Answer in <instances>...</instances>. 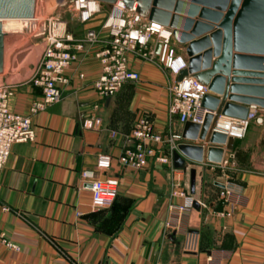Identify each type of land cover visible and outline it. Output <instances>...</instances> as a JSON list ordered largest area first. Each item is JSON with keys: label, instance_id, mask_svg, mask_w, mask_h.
Listing matches in <instances>:
<instances>
[{"label": "crops", "instance_id": "0c3cea01", "mask_svg": "<svg viewBox=\"0 0 264 264\" xmlns=\"http://www.w3.org/2000/svg\"><path fill=\"white\" fill-rule=\"evenodd\" d=\"M110 7L102 9L109 13ZM96 18L82 25V34L74 37L95 31L105 38L104 21L95 22ZM171 46L186 59L174 39ZM95 50L82 54L66 72L70 85L62 95L67 96L31 116L35 140L14 145L3 167L0 231L19 252L0 246V264H211L210 259L212 264H264V115L262 125L252 123L245 138L234 143L238 170L228 178L241 199L231 218L220 217L219 184L224 179L205 159L193 166L182 157L185 165L179 170L173 163L142 171L117 165L127 147L126 136L141 115L149 116L162 136H182L183 126L170 121L167 111V87L177 77L130 55L129 68L139 81L125 84L114 97L100 98L92 89L101 75L93 58ZM39 98L38 89L20 83L9 110L26 116ZM91 115L101 118L100 130L80 127L81 119ZM181 140L209 147L197 138ZM101 154L113 160L106 173L95 168ZM191 169L196 170L194 195L189 192ZM84 172L94 173L100 182L116 180L115 200L95 204L81 177ZM175 178L192 205L177 231H168L169 206L187 205L185 199L170 196ZM194 202L198 209L193 208ZM191 239L196 251L189 253L185 245Z\"/></svg>", "mask_w": 264, "mask_h": 264}, {"label": "built area", "instance_id": "2783aa9c", "mask_svg": "<svg viewBox=\"0 0 264 264\" xmlns=\"http://www.w3.org/2000/svg\"><path fill=\"white\" fill-rule=\"evenodd\" d=\"M59 9H68L75 15L80 25H85L102 12L103 5L85 0H62ZM108 17L101 26L106 33L102 38L99 32L87 31L82 38H75L67 30L66 23L59 15L38 17L25 20L24 29L32 39L41 41V53L30 77L23 83L31 85L40 91V98L31 103L28 115L12 113L9 110V100L19 84L7 80V75H0V180L11 149L16 144L33 142L35 131L31 124V116L45 111L57 104L63 90L70 85L66 72L80 56L91 48H96L93 58L101 68L100 77L92 83V89L100 98L114 97L128 83L139 81V75L129 68L128 57L147 61L163 67L171 76L178 77L187 69V62L177 56L171 46L172 30L151 24L140 17L133 7L127 10L120 0L110 7ZM160 46L159 54H155L156 46ZM83 78L82 75L79 76ZM167 111L170 121L177 120L180 126L192 123L201 126L207 111L201 108V101L208 94L207 87L198 84L188 76L181 82L174 81L167 87ZM96 109V107L94 108ZM264 111L250 107L244 121L219 118L212 132L225 135L234 141L245 138L252 123L262 125ZM80 127L84 130H100L101 118L96 115L82 118ZM115 137V133H111ZM127 147L116 160L118 166L132 171H142L149 166H167L172 164V153L183 143L175 133L162 136L155 131L153 120L147 115L136 118L126 136ZM113 160L107 155H99L96 160V171L106 173L112 168ZM203 164V163H202ZM212 170L221 173L224 179L219 193L223 211L218 216L231 218L241 197L233 192L229 174L238 170L236 157L232 151H225L219 164L208 163ZM89 190L93 202L111 203L117 196V182L107 179L104 182L95 180V174L84 172L81 175ZM1 190V184H0ZM170 196L182 198L187 205H170V220L165 229L176 230L181 218L189 211L192 200L187 197L179 179L171 181ZM201 205V204H200ZM202 206V205H201ZM6 211V209H3ZM0 246L9 251L19 252V247L10 242L0 231ZM189 253L196 251V243L192 239L185 245ZM212 264V259H210Z\"/></svg>", "mask_w": 264, "mask_h": 264}, {"label": "water", "instance_id": "95a60500", "mask_svg": "<svg viewBox=\"0 0 264 264\" xmlns=\"http://www.w3.org/2000/svg\"><path fill=\"white\" fill-rule=\"evenodd\" d=\"M38 0H0V74L6 71L2 21L30 20ZM114 6L118 0H85ZM127 10L151 24L170 29L174 41L184 49L187 69L177 82L188 76L208 94L201 101L207 111L201 126L186 123L182 139H198L201 145L180 143L171 155L173 168L219 164L224 151H232L235 141L212 132L222 118L244 121L249 108L264 111V0H120ZM160 46L155 48L159 54ZM61 95V97H65ZM190 132H193L191 134ZM182 157L185 159H182ZM196 170L189 172V192L195 193ZM90 188V186H87ZM221 188V186H219ZM198 203L193 208L198 209Z\"/></svg>", "mask_w": 264, "mask_h": 264}, {"label": "rangeland", "instance_id": "374dc122", "mask_svg": "<svg viewBox=\"0 0 264 264\" xmlns=\"http://www.w3.org/2000/svg\"><path fill=\"white\" fill-rule=\"evenodd\" d=\"M61 1L38 0L36 15L42 18L50 15H59L66 23L68 32L73 36H80L83 26L77 22L75 15L68 9L58 8V4ZM108 14L107 10H103L100 15L96 16L97 20L94 21H104ZM40 45L41 41L32 39L24 28L15 31L13 36L4 39L3 55L7 69L3 73L7 75V80L20 84L30 77L41 53L42 48Z\"/></svg>", "mask_w": 264, "mask_h": 264}, {"label": "bare ground", "instance_id": "6f19581e", "mask_svg": "<svg viewBox=\"0 0 264 264\" xmlns=\"http://www.w3.org/2000/svg\"><path fill=\"white\" fill-rule=\"evenodd\" d=\"M136 5L134 6V8ZM25 20H5L2 21L3 34H14L24 27ZM19 34V33H18Z\"/></svg>", "mask_w": 264, "mask_h": 264}]
</instances>
